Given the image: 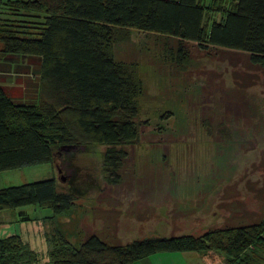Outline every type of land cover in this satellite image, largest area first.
Masks as SVG:
<instances>
[{
    "label": "trees",
    "instance_id": "1",
    "mask_svg": "<svg viewBox=\"0 0 264 264\" xmlns=\"http://www.w3.org/2000/svg\"><path fill=\"white\" fill-rule=\"evenodd\" d=\"M0 4V12H8L0 15V51L40 57L34 103L13 102L0 84V171L53 164L64 153L62 146L103 144L104 183L121 182L126 147L139 137L135 118L141 79L134 63L115 58L116 30L135 28L173 38L175 48H165L176 63L187 56L185 42H194L204 49L241 54L249 66L264 72V0H213L209 6L205 0ZM207 10L219 18L206 19ZM67 159L74 166L72 156ZM77 174L66 188L56 177L1 187L0 209L34 205L50 208L53 218L75 204L82 193L80 182H97ZM106 231L86 229L76 243L52 229L46 237L48 264H132L155 252L208 248L221 252L227 264L238 263L264 248V213L247 222L227 221L200 235H151L123 243L113 230ZM40 257L19 234L0 237V264H38Z\"/></svg>",
    "mask_w": 264,
    "mask_h": 264
},
{
    "label": "rangeland",
    "instance_id": "2",
    "mask_svg": "<svg viewBox=\"0 0 264 264\" xmlns=\"http://www.w3.org/2000/svg\"><path fill=\"white\" fill-rule=\"evenodd\" d=\"M212 17L219 14L207 10L206 19ZM115 33V58L134 63L141 79L135 118L139 137L126 147L121 182L104 183L103 144L64 150L53 164L0 172V187L56 177L66 188L77 173L97 178L80 182L75 204L52 221L9 226L41 252L38 264H48L46 237L52 226L76 243L86 229L113 230L124 243L151 235H200L227 221L247 222L264 213V72L249 66L241 54L194 42H185L187 56L176 63L165 48H175L173 38L135 28ZM28 73V79H36L39 71L36 67ZM69 156L74 175L65 168ZM24 212L36 218L52 214L50 208L34 205ZM199 253L210 263L226 262L215 249Z\"/></svg>",
    "mask_w": 264,
    "mask_h": 264
},
{
    "label": "crops",
    "instance_id": "3",
    "mask_svg": "<svg viewBox=\"0 0 264 264\" xmlns=\"http://www.w3.org/2000/svg\"><path fill=\"white\" fill-rule=\"evenodd\" d=\"M4 2L6 0H0ZM0 4V8L3 7ZM0 11H3L0 9ZM28 18V17H27ZM33 60V63H31ZM36 67L40 68V57L35 55H26L19 53L0 52V84L4 88L6 94L15 103H34L37 100L38 92V77L27 78L28 72L35 71ZM1 172V171H0ZM26 183V182H24ZM17 185L9 184L7 186ZM5 187V186H3ZM1 188V187H0ZM30 205H23L16 208L0 209V237L7 236L10 232V225H21L33 220L45 221L51 219L52 214L43 217H31L27 212H24V208H28ZM37 206H34V208ZM55 225V223H54ZM53 226L51 227V231ZM7 233V234H5ZM18 234V233H17ZM25 241H30L19 234ZM31 246V244H30ZM251 248V247H250ZM35 249V248H34ZM46 253V252H45ZM248 262L242 264H264V248L252 251L247 256ZM132 264H227L225 261L220 260L210 263L206 257L201 255L197 251H165L155 252L141 259L135 260ZM239 264V263H233Z\"/></svg>",
    "mask_w": 264,
    "mask_h": 264
},
{
    "label": "water",
    "instance_id": "4",
    "mask_svg": "<svg viewBox=\"0 0 264 264\" xmlns=\"http://www.w3.org/2000/svg\"><path fill=\"white\" fill-rule=\"evenodd\" d=\"M81 147H84L82 145H80ZM79 146H76V145H71V146H62L61 149L65 150V152H67V150H74V149H77ZM60 161H61V165H63V161L61 160V158H59ZM65 161V164H66V169L69 171V174L68 175H74L75 173V169L76 167L71 165V162L70 160H68L67 158L64 160ZM65 176H62L61 179H64Z\"/></svg>",
    "mask_w": 264,
    "mask_h": 264
}]
</instances>
